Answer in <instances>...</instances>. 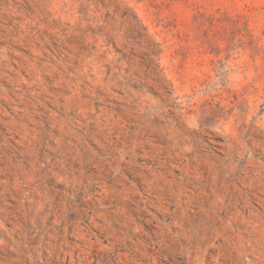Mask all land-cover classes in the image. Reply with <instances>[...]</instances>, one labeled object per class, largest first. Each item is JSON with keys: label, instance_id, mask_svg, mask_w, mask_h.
<instances>
[{"label": "rangeland", "instance_id": "374dc122", "mask_svg": "<svg viewBox=\"0 0 264 264\" xmlns=\"http://www.w3.org/2000/svg\"><path fill=\"white\" fill-rule=\"evenodd\" d=\"M0 264H264V0H0Z\"/></svg>", "mask_w": 264, "mask_h": 264}]
</instances>
